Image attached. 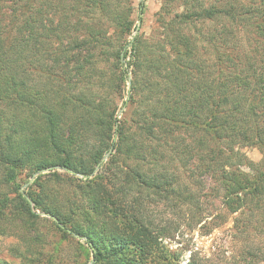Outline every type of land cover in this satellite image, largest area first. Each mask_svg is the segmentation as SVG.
<instances>
[{"label":"trees","instance_id":"1","mask_svg":"<svg viewBox=\"0 0 264 264\" xmlns=\"http://www.w3.org/2000/svg\"><path fill=\"white\" fill-rule=\"evenodd\" d=\"M160 3L147 35L142 0H0V217L49 219L48 264L82 238L91 264H181L152 211L187 200L183 177L217 183L231 212L264 191L237 151L264 153V0ZM93 85L123 98L124 120Z\"/></svg>","mask_w":264,"mask_h":264},{"label":"rangeland","instance_id":"2","mask_svg":"<svg viewBox=\"0 0 264 264\" xmlns=\"http://www.w3.org/2000/svg\"><path fill=\"white\" fill-rule=\"evenodd\" d=\"M139 1L133 0L136 7ZM142 1L145 9L140 31L148 35L161 3L160 0ZM135 14L137 9L134 16ZM137 22L138 20L136 24ZM197 25L211 28L206 22ZM137 31L134 30L132 36ZM127 74L128 81L122 91L125 100L129 97L128 83L132 77L130 71ZM30 78L33 83L36 82L35 85L42 82V86L47 80L36 74ZM92 89L98 96L106 97L111 105H116L118 109L115 117L124 120L122 113L125 104L121 103L123 98L116 97L108 88L93 85ZM237 151L246 161L255 164L257 172L264 173V153L260 148L242 147ZM240 167L242 177L250 180L254 172L252 168L246 165ZM38 174L29 177V183H22L19 191L23 195H26L27 186ZM200 180L203 185L198 186L193 178L183 177V183L189 190L179 191L186 196L185 202L172 197L169 203L174 207L163 201L153 207L152 214L156 224L165 228L164 244L179 255L181 264H186L189 260L196 264H264V191L256 196L247 195L243 206L236 212H231L224 203L223 190L217 188V183L203 177ZM262 184L264 186V181ZM3 215L0 217V260L6 264H48V257L54 253V242L60 238L52 222L49 219H38L30 223L19 219L15 211H5ZM40 216L50 218L47 215ZM76 237L78 239L79 236ZM82 239L79 243L61 239L56 251L59 260H55V264H91ZM73 248H76L77 256L73 254ZM39 250L43 253L41 256L37 255Z\"/></svg>","mask_w":264,"mask_h":264},{"label":"water","instance_id":"3","mask_svg":"<svg viewBox=\"0 0 264 264\" xmlns=\"http://www.w3.org/2000/svg\"><path fill=\"white\" fill-rule=\"evenodd\" d=\"M138 15H139V17L142 15L141 11H139ZM139 25H140V19H138V22H137V26H136V28H135V31L138 30ZM128 84H130V82H129ZM127 98H128V97H127ZM111 150H112V148H109V150H108V151L102 156L101 161L96 165L94 172H97V171H98V169L100 168L101 163H103V162L106 160V158H107L108 155L110 154ZM55 168H56V169H59V170L67 171V172H69V173H71V174H76V175H78V176H80V177H84V178L87 177V176H84V175H82V174L76 173V172L72 171L71 169L62 168V167H60V166H56ZM48 170H49V169H44V170H41V172H46V171H48ZM28 183H29V182H28ZM29 202H30V201H29ZM30 203H31V202H30ZM39 214H40V215H47V216H49L50 218H52V220H54L55 222H57V219H56L54 216H52V215L45 214V213H39ZM78 238H79V237H78Z\"/></svg>","mask_w":264,"mask_h":264}]
</instances>
